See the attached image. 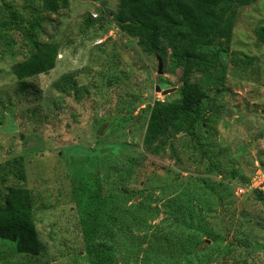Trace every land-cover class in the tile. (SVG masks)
<instances>
[{"label": "rangeland", "instance_id": "obj_1", "mask_svg": "<svg viewBox=\"0 0 264 264\" xmlns=\"http://www.w3.org/2000/svg\"><path fill=\"white\" fill-rule=\"evenodd\" d=\"M26 2L0 0V190L32 191L44 249L0 238V264H264V194L238 192L264 168V0L209 33L219 40L193 77L208 82L211 103L195 106L206 155L188 135L160 154L144 146L149 107L180 98L183 75L164 59L159 74V57L117 26L118 0L44 13L38 39L56 66L20 91L11 66L34 52Z\"/></svg>", "mask_w": 264, "mask_h": 264}, {"label": "trees", "instance_id": "obj_2", "mask_svg": "<svg viewBox=\"0 0 264 264\" xmlns=\"http://www.w3.org/2000/svg\"><path fill=\"white\" fill-rule=\"evenodd\" d=\"M97 1V0H87ZM254 0H118L114 17L117 26L137 39L142 51L168 60L172 72L181 70V97L173 100L157 99L149 107L144 146L154 154L178 135L198 137L197 129L206 116L195 106L208 101L206 80H194L208 66L204 61L206 48L216 44L219 37L210 32L221 28L232 10ZM31 20L21 31L34 49L26 59L15 62L12 72L19 80V89L26 92L35 87L28 78L49 72L56 66L58 50L55 45L41 42L38 32L43 27L44 13L58 12L70 5V0H27ZM189 22L190 33L186 31ZM173 50L168 53V48ZM188 51L195 53L188 55ZM200 137L193 139L199 146ZM18 178L26 181V170L20 166ZM263 195V193H262ZM0 238L13 242L19 253L38 255L44 249L36 229L35 197L25 186H9L0 190ZM102 260L96 264H101Z\"/></svg>", "mask_w": 264, "mask_h": 264}, {"label": "built area", "instance_id": "obj_3", "mask_svg": "<svg viewBox=\"0 0 264 264\" xmlns=\"http://www.w3.org/2000/svg\"><path fill=\"white\" fill-rule=\"evenodd\" d=\"M248 190H256L259 192H262L264 194V168H258L255 172V175L251 179L250 183L248 186L243 187L239 186L238 187V192L239 193H246Z\"/></svg>", "mask_w": 264, "mask_h": 264}, {"label": "water", "instance_id": "obj_4", "mask_svg": "<svg viewBox=\"0 0 264 264\" xmlns=\"http://www.w3.org/2000/svg\"><path fill=\"white\" fill-rule=\"evenodd\" d=\"M158 73L159 74H162L163 73V60H162V58H159V69H158ZM156 89H157V91H161L162 90V88H161V86H160L159 83L156 85ZM174 89H175L174 87L173 88H169V89H165L164 91H162V93L163 94H168V93L172 92ZM101 132L102 131H99L100 134H101Z\"/></svg>", "mask_w": 264, "mask_h": 264}]
</instances>
